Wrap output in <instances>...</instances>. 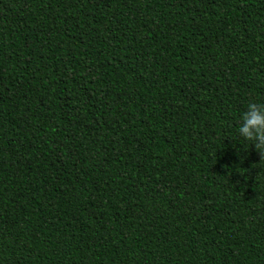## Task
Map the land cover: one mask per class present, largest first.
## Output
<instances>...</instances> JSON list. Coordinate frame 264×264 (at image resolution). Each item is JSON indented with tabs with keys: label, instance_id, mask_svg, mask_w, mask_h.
<instances>
[{
	"label": "trees",
	"instance_id": "trees-1",
	"mask_svg": "<svg viewBox=\"0 0 264 264\" xmlns=\"http://www.w3.org/2000/svg\"><path fill=\"white\" fill-rule=\"evenodd\" d=\"M264 0H0V264H264Z\"/></svg>",
	"mask_w": 264,
	"mask_h": 264
},
{
	"label": "clouds",
	"instance_id": "clouds-1",
	"mask_svg": "<svg viewBox=\"0 0 264 264\" xmlns=\"http://www.w3.org/2000/svg\"><path fill=\"white\" fill-rule=\"evenodd\" d=\"M238 134L254 146L264 160V103L250 102L240 118Z\"/></svg>",
	"mask_w": 264,
	"mask_h": 264
}]
</instances>
